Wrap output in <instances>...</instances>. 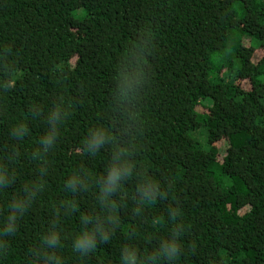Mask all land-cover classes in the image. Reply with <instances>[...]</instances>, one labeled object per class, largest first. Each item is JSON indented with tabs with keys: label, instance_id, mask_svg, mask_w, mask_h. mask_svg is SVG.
Wrapping results in <instances>:
<instances>
[{
	"label": "trees",
	"instance_id": "1",
	"mask_svg": "<svg viewBox=\"0 0 264 264\" xmlns=\"http://www.w3.org/2000/svg\"><path fill=\"white\" fill-rule=\"evenodd\" d=\"M145 27L155 47L138 159L175 180L190 225L184 240L195 246L182 264H264V0H0V49L18 72L15 90L0 103L27 115L31 103L50 102L62 80L76 109L44 199L60 195V178L75 164L102 168L103 161L80 160L81 134L103 118L110 65ZM29 126L39 134L38 122ZM6 142L7 118L0 115V146ZM32 169L22 162L24 179ZM164 207L157 202L146 215ZM128 210H121L122 229L135 223ZM48 219L47 204L35 206L8 238L0 264H28L26 253ZM139 227L151 231L147 223ZM128 235L118 232L86 264H113ZM65 256L73 264L67 246Z\"/></svg>",
	"mask_w": 264,
	"mask_h": 264
},
{
	"label": "clouds",
	"instance_id": "2",
	"mask_svg": "<svg viewBox=\"0 0 264 264\" xmlns=\"http://www.w3.org/2000/svg\"><path fill=\"white\" fill-rule=\"evenodd\" d=\"M155 34L142 28L135 40L125 43L117 61L111 64L109 103L101 110L103 118L90 121L81 134L79 158L103 161L102 168L77 163L60 178V195L44 197L51 191L57 148L66 126L75 113L72 97L58 81L56 96L47 103H31L27 115L7 112L0 103V115L7 118V142L0 146V257L10 252L9 237L35 206L47 204L49 219L28 249V264H67V246L73 264H86L101 246L109 244L118 232L129 233L120 245L113 264H182L195 246L186 243L190 230L182 205L176 196L175 180L162 179L149 163L139 158L143 149V129L147 117L143 100L152 71ZM17 65L0 49V101L16 88ZM76 102L83 103L82 98ZM33 122L40 124L33 137ZM33 165L24 179L22 162ZM131 185V191L128 186ZM127 201H131V207ZM157 202H165L163 212L146 213ZM83 205V206H82ZM135 223L124 226L121 210ZM147 223L151 231L140 230ZM148 243L141 248L140 239Z\"/></svg>",
	"mask_w": 264,
	"mask_h": 264
},
{
	"label": "rangeland",
	"instance_id": "3",
	"mask_svg": "<svg viewBox=\"0 0 264 264\" xmlns=\"http://www.w3.org/2000/svg\"><path fill=\"white\" fill-rule=\"evenodd\" d=\"M203 104L207 106V105H210V102L204 101ZM217 148L219 150V157L223 156L226 150V142L221 141L220 143L217 144Z\"/></svg>",
	"mask_w": 264,
	"mask_h": 264
}]
</instances>
